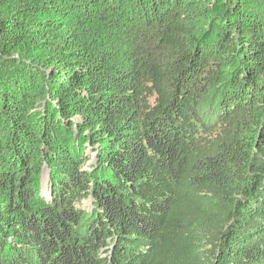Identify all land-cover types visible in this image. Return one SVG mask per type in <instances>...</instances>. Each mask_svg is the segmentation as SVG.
<instances>
[{"label": "trees", "instance_id": "16d2710c", "mask_svg": "<svg viewBox=\"0 0 264 264\" xmlns=\"http://www.w3.org/2000/svg\"><path fill=\"white\" fill-rule=\"evenodd\" d=\"M0 264H264V0H0Z\"/></svg>", "mask_w": 264, "mask_h": 264}, {"label": "rangeland", "instance_id": "374dc122", "mask_svg": "<svg viewBox=\"0 0 264 264\" xmlns=\"http://www.w3.org/2000/svg\"><path fill=\"white\" fill-rule=\"evenodd\" d=\"M45 182H46V174H44V176H43V188H44V191L46 190V188H45ZM83 205L84 206H88V208H89V204L88 203H83Z\"/></svg>", "mask_w": 264, "mask_h": 264}, {"label": "bare ground", "instance_id": "6f19581e", "mask_svg": "<svg viewBox=\"0 0 264 264\" xmlns=\"http://www.w3.org/2000/svg\"><path fill=\"white\" fill-rule=\"evenodd\" d=\"M45 192V191H44Z\"/></svg>", "mask_w": 264, "mask_h": 264}]
</instances>
